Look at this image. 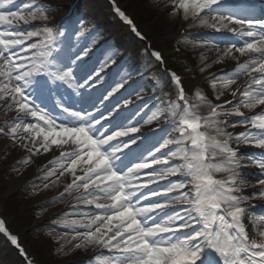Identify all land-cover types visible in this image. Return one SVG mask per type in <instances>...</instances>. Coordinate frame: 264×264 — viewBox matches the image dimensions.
I'll return each mask as SVG.
<instances>
[{"label":"snow or ice","instance_id":"snow-or-ice-1","mask_svg":"<svg viewBox=\"0 0 264 264\" xmlns=\"http://www.w3.org/2000/svg\"><path fill=\"white\" fill-rule=\"evenodd\" d=\"M57 7L0 0V135L27 153L22 167L39 161L43 188L60 189L51 202L72 198L77 218L58 223L75 248L88 264H264V0H171L225 46L201 56L206 91L148 45L163 78L147 98L94 27L54 22ZM225 57L231 73L209 71ZM0 233L34 264L2 218Z\"/></svg>","mask_w":264,"mask_h":264},{"label":"rangeland","instance_id":"rangeland-1","mask_svg":"<svg viewBox=\"0 0 264 264\" xmlns=\"http://www.w3.org/2000/svg\"><path fill=\"white\" fill-rule=\"evenodd\" d=\"M68 1L70 0H44L48 5L58 6L55 10L49 12V16L54 20L57 14L64 9L65 4ZM88 2L89 0H85V7H87L86 5ZM132 5L138 18L140 17L145 24L144 28L156 33L155 40L157 42L159 41L158 39L160 36H167L166 33L172 32V30H178L181 25L185 24L179 23V14H176L175 10L170 7L171 0H132ZM87 10L91 12V15L94 13H97V16L100 15L96 8ZM158 11H160L159 17L153 18L154 14ZM97 22L98 20L93 19L90 23L96 24ZM194 26L200 29L209 30L208 28L200 27L199 25ZM111 47L112 45L106 50L112 52ZM183 49L188 56L189 61L193 64L191 65L193 76H185V78L191 79L192 82L190 83L192 84L194 83L193 79H195L197 75H204V73L200 72L202 54L207 57L208 61L216 59L217 55H219V53L214 50V47L208 46L203 39L198 40L197 43L193 41L191 42L190 40L185 41ZM227 62L235 64L230 57H225L222 64L213 65L209 71H213L218 68V66L224 65ZM134 72H136L135 77L139 76L138 70L135 69ZM240 79L242 80L243 77ZM197 84L198 81L195 85ZM201 85H203L206 91L210 88V82L207 88L204 81H202ZM8 115L11 114H6L4 111L0 110V123L7 119ZM26 155L27 153L18 145H14L11 139L0 135V205H4L11 214L20 207L32 208L37 205L35 207V213H31L29 217H27V220L33 223L37 222L38 219H41V217L47 213L46 207L53 209L57 207L56 204L63 205L65 198L62 201H57V203L51 202L55 195L53 198L50 196L56 193L59 188L53 186L49 189H44L40 182L42 173L37 171V165L39 163L34 161L27 167L21 166L20 161H22ZM32 186H35V188L31 189ZM45 200L47 203H44ZM73 204L74 202H70L68 206L72 208ZM63 218L70 217L67 213H63ZM46 230V232H42L38 229L36 231H32L31 229L27 236V239L30 237L29 239L34 246L33 249L41 254V257L43 258L42 262L45 264H60L65 260L80 258L88 254V250L75 248V242L72 241V235L74 233L66 232V234L63 231H60V233H53L52 229L46 228ZM2 254H7V252L2 253L1 251L0 256H3ZM84 263L88 264V262Z\"/></svg>","mask_w":264,"mask_h":264},{"label":"bare ground","instance_id":"bare-ground-1","mask_svg":"<svg viewBox=\"0 0 264 264\" xmlns=\"http://www.w3.org/2000/svg\"><path fill=\"white\" fill-rule=\"evenodd\" d=\"M182 21V20H181Z\"/></svg>","mask_w":264,"mask_h":264}]
</instances>
